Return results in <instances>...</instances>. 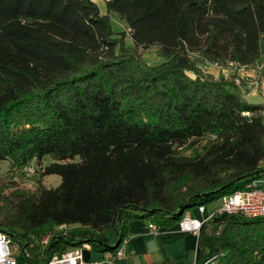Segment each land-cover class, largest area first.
<instances>
[{
    "label": "trees",
    "instance_id": "obj_1",
    "mask_svg": "<svg viewBox=\"0 0 264 264\" xmlns=\"http://www.w3.org/2000/svg\"><path fill=\"white\" fill-rule=\"evenodd\" d=\"M105 2L102 13L94 0H0V160L42 168L50 157L43 174L61 178L0 190V230L20 264L83 244L115 254L131 221L176 226L264 172V102L199 66L257 64L264 0ZM152 47L161 64L143 60ZM63 224L88 230L60 234ZM199 236L198 264H264V217L221 214Z\"/></svg>",
    "mask_w": 264,
    "mask_h": 264
},
{
    "label": "rangeland",
    "instance_id": "obj_2",
    "mask_svg": "<svg viewBox=\"0 0 264 264\" xmlns=\"http://www.w3.org/2000/svg\"><path fill=\"white\" fill-rule=\"evenodd\" d=\"M99 5L100 9L106 11V2L105 0H94ZM112 29L115 33H123L125 35L124 41L127 46L132 47V40L128 34L127 27L124 26V21L121 20L116 14L112 13L111 15ZM142 58L148 65H158L163 62V58L159 56L156 48L152 47L148 50H142ZM196 60H200L199 57H195ZM214 63L209 62H199V66L202 68L204 75H212L213 77L219 78H229L235 76V83L241 89V93L244 95V98L247 102L252 104H259L264 102V91L262 90V83H264V55L257 61L255 66H246L237 68L236 66L229 65L226 68L222 66H215ZM214 68L217 71H220V74H212L211 69ZM191 74V72H190ZM218 75V76H217ZM240 79V82H236V79ZM207 139H201L198 142V146L204 145ZM186 153L191 154V150L186 151ZM78 161V159H76ZM52 159L46 157L41 161V166L36 160L31 161L25 167L14 166L12 160L4 159L0 160V190L5 194H8L11 189L14 188H25L33 189L39 186L45 187H56L60 184L61 178L57 175H44L43 169L48 164H50ZM221 205L220 199H217L208 205L206 208L209 212H214L219 209ZM192 212H195V208L191 209ZM86 227L81 225H71L67 229V234L73 233H83L87 231ZM115 237V236H114ZM18 241H14V244L17 246L16 249H19ZM88 257V252L85 253Z\"/></svg>",
    "mask_w": 264,
    "mask_h": 264
},
{
    "label": "built area",
    "instance_id": "obj_3",
    "mask_svg": "<svg viewBox=\"0 0 264 264\" xmlns=\"http://www.w3.org/2000/svg\"><path fill=\"white\" fill-rule=\"evenodd\" d=\"M213 65L219 66L218 63H214ZM236 82H240V79L237 78ZM261 87L264 91V83H262ZM220 201L221 205L219 209L210 213H207L206 206H197L195 212L201 214L202 218L196 217L194 215L195 212H192L191 209L185 211L181 220L176 225L178 230L200 235L205 225L214 217L221 214H240L246 218L264 217V172L260 177L247 184L244 189L226 194L220 198ZM147 226L148 229L153 230L154 234L161 233V227L156 224L149 223ZM69 227L63 224L58 226L56 231L60 234H67ZM49 240L50 235L44 237L41 244L47 246ZM129 244V237H126L115 254H103L98 260H88L86 258V251L92 252V247L89 244H83L62 254L52 255L48 258L46 264H116L117 261L125 257ZM16 247L12 237L0 230V264H20L19 257L22 254V250L20 246L18 250ZM212 259H209L204 264H208Z\"/></svg>",
    "mask_w": 264,
    "mask_h": 264
},
{
    "label": "crops",
    "instance_id": "obj_4",
    "mask_svg": "<svg viewBox=\"0 0 264 264\" xmlns=\"http://www.w3.org/2000/svg\"><path fill=\"white\" fill-rule=\"evenodd\" d=\"M101 12L106 13L102 9ZM210 72L220 74V71L214 68ZM206 210L210 213L207 208ZM194 215L202 218L198 212ZM160 231V234H154L141 220L130 222L128 255L132 264H198L197 259L201 250L199 235L181 232L177 226L161 227ZM111 239H114V234L111 235ZM86 252L88 260H98L102 256L99 253Z\"/></svg>",
    "mask_w": 264,
    "mask_h": 264
},
{
    "label": "water",
    "instance_id": "obj_5",
    "mask_svg": "<svg viewBox=\"0 0 264 264\" xmlns=\"http://www.w3.org/2000/svg\"><path fill=\"white\" fill-rule=\"evenodd\" d=\"M117 246H118V244L115 245V247H117Z\"/></svg>",
    "mask_w": 264,
    "mask_h": 264
}]
</instances>
